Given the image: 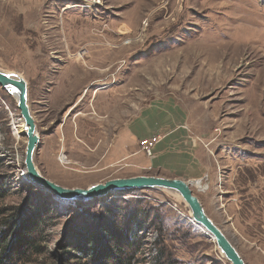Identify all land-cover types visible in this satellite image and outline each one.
I'll list each match as a JSON object with an SVG mask.
<instances>
[{
    "label": "rangeland",
    "instance_id": "rangeland-1",
    "mask_svg": "<svg viewBox=\"0 0 264 264\" xmlns=\"http://www.w3.org/2000/svg\"><path fill=\"white\" fill-rule=\"evenodd\" d=\"M0 69L26 81L37 170L68 188L126 174L92 155L98 142L106 152L115 127L103 101L123 122L169 104L211 163L193 194L244 264H264V0H0ZM20 125L16 99L0 87V230L17 212L43 221L39 253L17 264H62L74 233L110 219L113 202L116 213L132 206L156 220L137 234L134 264H231L175 191L68 200L33 182Z\"/></svg>",
    "mask_w": 264,
    "mask_h": 264
},
{
    "label": "crops",
    "instance_id": "crops-1",
    "mask_svg": "<svg viewBox=\"0 0 264 264\" xmlns=\"http://www.w3.org/2000/svg\"><path fill=\"white\" fill-rule=\"evenodd\" d=\"M107 104L103 101L106 111ZM171 108L167 103L141 107L124 122L115 116L112 119L110 109L109 123L115 122V127L113 131L109 129L107 150L102 153L104 147L99 142L92 150L98 164L104 161L100 166H107L112 173V170H124L126 174L119 177L159 175L191 181L204 177L211 163L202 160L201 149L181 129L180 119L173 115ZM155 134L161 135V139L149 152L142 151L139 140Z\"/></svg>",
    "mask_w": 264,
    "mask_h": 264
},
{
    "label": "trees",
    "instance_id": "trees-1",
    "mask_svg": "<svg viewBox=\"0 0 264 264\" xmlns=\"http://www.w3.org/2000/svg\"><path fill=\"white\" fill-rule=\"evenodd\" d=\"M3 195L4 187L0 181V198ZM113 203L106 207L110 219L101 221L97 227L94 223L75 232L74 239H71V249L75 251H68L65 256L58 258V262L62 264L65 261L68 264H134L141 244L137 234L154 227L156 220L148 221L149 211L140 212L132 206L122 207L123 211L116 213L113 211ZM17 218H19L18 212L10 226L0 230V264L27 262L30 261L33 253H39L35 235L39 233L36 232V228L43 224L40 213L35 211L33 215L31 214L21 222L17 221Z\"/></svg>",
    "mask_w": 264,
    "mask_h": 264
},
{
    "label": "water",
    "instance_id": "water-1",
    "mask_svg": "<svg viewBox=\"0 0 264 264\" xmlns=\"http://www.w3.org/2000/svg\"><path fill=\"white\" fill-rule=\"evenodd\" d=\"M0 87L4 88L13 96L16 92V102L19 114L25 127L26 147L24 156V166L27 176L37 184L51 191L56 197L68 200L90 199L99 196H108L114 191H125L134 188H163L177 192L181 199L188 206L191 219L204 227L213 236L214 241L231 264H244L231 242L221 231V229L205 213L198 197L191 189L192 181L181 178H168L159 175H135L129 177H116L104 180L103 182L92 183L85 188H68L61 186L44 176L37 170L33 161L35 150L39 145V137L35 130V122L27 104V85L21 77L8 75L0 69Z\"/></svg>",
    "mask_w": 264,
    "mask_h": 264
},
{
    "label": "bare ground",
    "instance_id": "bare-ground-1",
    "mask_svg": "<svg viewBox=\"0 0 264 264\" xmlns=\"http://www.w3.org/2000/svg\"><path fill=\"white\" fill-rule=\"evenodd\" d=\"M78 56L80 57V58H82V52H80V53H78ZM104 58V57H103ZM84 59V58H83ZM90 62V61H89ZM2 70V69H1ZM3 72H5V73H7L8 75H11V76H14V77H21L20 75H18V74H16V73H10V72H6V71H4V70H2ZM22 78V77H21ZM13 94V97L16 99V97H17V94H16V92H13L12 93ZM22 123H23V121H22ZM19 133H25V127H24V125H20L19 127H17V126H14V134H16V135H18ZM25 171V170H24ZM23 171V172H24ZM25 173V172H24ZM24 175H26V174H24ZM200 186V185H199ZM202 186V185H201ZM207 187V185H204V189ZM41 188V187H40ZM178 196H179V198H181V196L178 194ZM189 213H190V211H189ZM190 216V215H189ZM190 218V222H191V224L196 228V229H198L202 234H204V235H206L207 237H209L210 239H213L214 240V238H213V236H211L208 232H207V230L204 228V227H202L200 224H198V223H196V222H194L192 219H191V216L189 217ZM220 251V250H219ZM220 253L223 255V253L220 251ZM224 256V255H223Z\"/></svg>",
    "mask_w": 264,
    "mask_h": 264
},
{
    "label": "built area",
    "instance_id": "built-area-1",
    "mask_svg": "<svg viewBox=\"0 0 264 264\" xmlns=\"http://www.w3.org/2000/svg\"><path fill=\"white\" fill-rule=\"evenodd\" d=\"M161 139V135L155 134L147 138L139 140L140 149L144 152H149L155 144Z\"/></svg>",
    "mask_w": 264,
    "mask_h": 264
},
{
    "label": "flooded vegetation",
    "instance_id": "flooded-vegetation-1",
    "mask_svg": "<svg viewBox=\"0 0 264 264\" xmlns=\"http://www.w3.org/2000/svg\"><path fill=\"white\" fill-rule=\"evenodd\" d=\"M96 90H97V89H96ZM96 90H95V91H96ZM95 91H94V95L96 96L97 93H95ZM82 92H83V94L85 95V94L88 92V90L83 89ZM107 93H108V92H107ZM108 95H109V94H108ZM108 95H107V96H108ZM95 96H94V97H95ZM81 100H82V98L78 97V102H81ZM107 102H108V104H107V113H108V115H107V116L110 118L111 102H110L109 99H108Z\"/></svg>",
    "mask_w": 264,
    "mask_h": 264
}]
</instances>
